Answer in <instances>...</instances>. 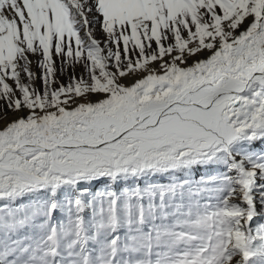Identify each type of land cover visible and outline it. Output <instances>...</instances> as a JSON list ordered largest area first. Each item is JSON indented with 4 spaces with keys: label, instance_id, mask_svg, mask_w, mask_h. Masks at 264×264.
<instances>
[{
    "label": "snow or ice",
    "instance_id": "1",
    "mask_svg": "<svg viewBox=\"0 0 264 264\" xmlns=\"http://www.w3.org/2000/svg\"><path fill=\"white\" fill-rule=\"evenodd\" d=\"M0 264H264V0H0Z\"/></svg>",
    "mask_w": 264,
    "mask_h": 264
},
{
    "label": "rangeland",
    "instance_id": "2",
    "mask_svg": "<svg viewBox=\"0 0 264 264\" xmlns=\"http://www.w3.org/2000/svg\"><path fill=\"white\" fill-rule=\"evenodd\" d=\"M80 70L77 69V72H79ZM62 79L64 80V82H67V77H62Z\"/></svg>",
    "mask_w": 264,
    "mask_h": 264
}]
</instances>
